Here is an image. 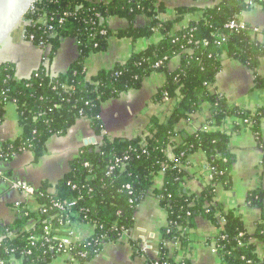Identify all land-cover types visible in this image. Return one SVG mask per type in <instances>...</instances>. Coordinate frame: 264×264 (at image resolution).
<instances>
[{"label": "trees", "instance_id": "trees-1", "mask_svg": "<svg viewBox=\"0 0 264 264\" xmlns=\"http://www.w3.org/2000/svg\"><path fill=\"white\" fill-rule=\"evenodd\" d=\"M166 1L40 0L26 15L25 20L32 22L25 28L26 37H33L35 46L43 44L49 49L47 61L65 39L74 40L78 56L64 74L56 77L41 67L29 78L16 81L14 66L0 65V124L6 106L13 104L22 130L19 138L0 144V164L23 152H31L37 161L50 138L64 136L81 119L101 136V105L139 89L152 74L165 75L155 100L163 101L166 96L175 99L176 104L165 119L151 117L146 128L131 139L103 136L99 144L83 147L53 193L44 186L36 189L38 210L22 209L11 224H0V264H49L62 256V251L56 250L53 241L46 244L43 239L67 236L72 223L93 229L91 237L75 242L68 252L78 264L89 262L104 245L130 232L137 207L159 175L162 186L152 195L165 211L166 226L160 231L157 256L147 264H192L186 258L176 262L177 253L170 255L169 247L177 243L179 249L186 248L187 230L197 218L210 221L217 229L212 242L220 264H264V192L256 189L246 198L247 207L263 213L252 235L233 210L215 203L217 186L231 187L234 158L230 137L249 129L260 145L264 107L244 109L211 90L225 60L244 64L255 74V86L264 88V78L256 73L264 58V43L258 42L250 30L232 32L225 28L232 20L242 22V14L253 6L264 9V0H254L253 6L243 0H193L211 5L202 10L176 8L172 19L162 21L159 15ZM198 11V20L174 30L177 23ZM41 18L47 20L45 24L38 22ZM110 18L124 19L128 27L111 30L107 27ZM139 18L147 24L136 26ZM154 35L160 36L157 43L88 78L86 60L106 50L110 38L135 42L150 40ZM175 58L180 59V65L170 71L169 63ZM204 109L209 113V131L202 127L194 133L177 132L181 120L199 115ZM229 118L239 123L223 129ZM175 136L181 137V143L172 146ZM197 152L206 157L210 179L199 194H190L184 188L188 175L184 167L189 156ZM70 203L73 205L67 207ZM55 204L63 205L65 210ZM34 236L41 239L31 246L30 238ZM130 244L134 254L140 255L139 244ZM52 246L56 249L51 250Z\"/></svg>", "mask_w": 264, "mask_h": 264}, {"label": "crops", "instance_id": "crops-1", "mask_svg": "<svg viewBox=\"0 0 264 264\" xmlns=\"http://www.w3.org/2000/svg\"><path fill=\"white\" fill-rule=\"evenodd\" d=\"M211 4L195 2L193 0H169L164 2L165 10L159 15L162 21L173 18L176 8L194 7L204 9ZM200 11L185 17L174 26L175 31L186 27L192 20H198ZM240 20L258 32L253 36L264 43V9L252 7L242 14ZM147 21L139 18L136 26H144ZM107 27L111 30H121L128 27L127 22L120 18L107 20ZM159 35H154L150 40L139 39L132 42L127 38H110L107 48L103 52L91 54L86 60L88 78L93 77L100 70L110 69L116 63L126 62L133 53L143 51L149 44L157 43ZM49 49L35 46L30 42L20 29L0 48V65L11 64L14 66L16 81L29 78L39 68L44 67L49 76L56 77L64 74L70 65L77 59L78 52L74 40L65 39L59 45L54 57L47 61ZM180 65V59L175 58L169 63V70L174 71ZM257 76L264 78V58L260 60ZM165 81L163 73H155L143 80L141 87L123 93L118 99L103 103L100 108L102 124L101 136L95 134L90 124L81 119L70 128L64 136H54L45 144L43 155L34 161L31 152H23L14 157L10 162L0 164V172L8 179L0 180V224L8 225L17 219L20 210L16 204L23 208L35 211L37 203L10 189L14 180H22L35 189L46 187L53 193L56 184L68 173L69 164L74 160L79 151L86 147L85 141L94 139L95 146L100 143L103 136L115 139H131L146 128L151 117L160 121L168 116L174 105L175 99L168 102L155 100V95ZM211 90L222 95L229 104L254 110L264 107V88L255 86V74L244 64L237 61L225 60L220 72L217 74ZM209 117L208 109L199 115H192L187 120H181L177 125V132L194 133L206 125ZM239 123L233 118L225 121L223 129H229L232 124ZM22 133L18 125V116L13 104L5 108L3 120L0 124V144L15 140ZM181 143V137L171 139V145ZM90 147V146H89ZM230 152L234 162L231 170L230 189L217 186L215 203L226 209L234 211L243 222L249 235L255 230V225L262 217V210L246 206V198L250 191L261 189L264 192V122L261 124V144L258 145L249 129H242L238 134H233L229 141ZM188 165L184 167L188 174L184 188L190 194H199L208 183L206 170V157L202 152L192 154L188 158ZM162 177L159 175L154 180L151 192L140 202L134 214L133 228L115 243L104 245L101 251L89 262L84 264H147L157 256L160 231L166 226V214L159 201L152 195V191L160 189ZM264 209V202H263ZM77 239L84 240L92 234V228L87 225L76 227ZM188 245L184 250L169 247L170 255L176 251L175 261L183 258L192 264H220L213 254V238L217 235L214 225L205 219L197 218L194 226L187 230ZM130 241L137 242L141 254L135 255ZM18 264V262L16 263ZM49 264H78L71 263L60 256Z\"/></svg>", "mask_w": 264, "mask_h": 264}, {"label": "built area", "instance_id": "built-area-1", "mask_svg": "<svg viewBox=\"0 0 264 264\" xmlns=\"http://www.w3.org/2000/svg\"><path fill=\"white\" fill-rule=\"evenodd\" d=\"M243 1L246 2V3H248L249 5L253 6L254 0H243ZM32 9H33V7L30 9V11ZM46 21H47L46 19L41 18V19H39L38 22L41 23V24H45ZM30 25H32V22L25 20V22L23 24V29L25 30V28L26 27H29ZM225 28L227 30H229V31H232V32H240V31L250 30L251 33L254 34V35L258 32L257 29L250 28L243 21L242 22H236L235 20H232L229 23H227L226 26H225ZM25 36H26V33H25ZM26 38L30 42L33 43V37L30 36V37H26ZM39 47H42L44 49H47V48H45V46H43V44H40ZM169 100L170 99H167L166 96H164V98H163V101L164 102H168ZM209 130H210V126H208V125L203 126V131H209ZM209 179H210V175L208 174V180ZM0 180H2L3 182L4 181L6 182L8 179L4 176L3 173L0 172ZM9 185H10V189L12 191H15V192L21 194L24 197H27L29 199L34 200V195H35L36 189L34 187L30 186L29 184H27L26 182H24L22 180H14ZM127 189H129V187H127ZM72 205H73V203H70V204L67 205V207H71ZM22 206H23L22 204H19V203L16 204V207L19 208V209H23V210L24 209H28V210H30L29 208H23ZM54 206L56 208H58L59 210H65V207L63 205L55 204ZM39 208H40V206L38 205L37 210ZM77 226H79V225H77L75 223H72V229L70 230V232H69V234L67 236H64V237L54 236V237H52V239H48V238L43 239L44 240V243H46V244H49L51 241H53L54 243H56L57 244V249L54 246L49 247V248L51 250L56 249L58 252L59 251H62V253H61L62 254V257H64L65 259H67L71 263H74V262L76 263V261L68 255V252L72 249L73 244L75 242H77V241H83V240L77 239V237H76L75 230H76V227ZM45 232L48 233V229L47 228H45ZM124 233L126 235V232H124ZM92 235H93V229H92V234L89 237H91ZM38 239H41V237H36V236L31 237L30 238V244H31V246L34 245V243ZM212 246H213L212 252L215 255L214 245H212ZM170 247H173L176 250L179 249V245L177 243L172 244ZM153 264H166V263L155 262Z\"/></svg>", "mask_w": 264, "mask_h": 264}, {"label": "water", "instance_id": "water-1", "mask_svg": "<svg viewBox=\"0 0 264 264\" xmlns=\"http://www.w3.org/2000/svg\"><path fill=\"white\" fill-rule=\"evenodd\" d=\"M38 1L40 0H0V48L20 29L25 35V17ZM94 144V139L84 142L86 147Z\"/></svg>", "mask_w": 264, "mask_h": 264}, {"label": "rangeland", "instance_id": "rangeland-1", "mask_svg": "<svg viewBox=\"0 0 264 264\" xmlns=\"http://www.w3.org/2000/svg\"><path fill=\"white\" fill-rule=\"evenodd\" d=\"M18 264H22V263L18 262Z\"/></svg>", "mask_w": 264, "mask_h": 264}]
</instances>
